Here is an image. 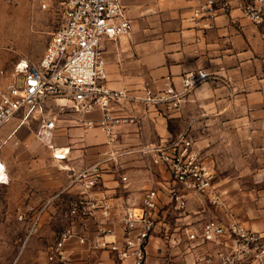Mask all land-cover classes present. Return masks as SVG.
Returning a JSON list of instances; mask_svg holds the SVG:
<instances>
[{
	"label": "crops",
	"instance_id": "1",
	"mask_svg": "<svg viewBox=\"0 0 264 264\" xmlns=\"http://www.w3.org/2000/svg\"><path fill=\"white\" fill-rule=\"evenodd\" d=\"M122 1L133 28L128 36L105 38L101 42L108 87L137 90L149 83L160 89L169 81L179 86L189 71L207 72L210 79L177 111L132 104L137 119L118 128L120 142L138 148L172 141L186 133L178 134L174 126L190 118L193 152L214 173L215 186L223 191L226 206L212 204L205 194L183 190L188 199V214L178 218L166 188L182 191V187L168 171L153 166L139 153L123 157L120 165H110L101 184L89 195L106 196L115 205L137 207L145 190L155 181L162 188L160 223L149 242L150 252L160 244L159 256L172 255L179 264H206L198 260L207 253L214 254L217 247H227L207 243L187 248L184 236L180 244L173 245L179 237L180 220L200 226L207 219L228 222L234 218L264 235V210L251 209L254 220L240 214L247 197L245 190H257V184L264 181V26L251 23L233 10L218 15L210 28L198 27L191 17L196 0ZM100 116V112H95L89 118L98 122ZM75 118L69 114L57 122L55 147H70L63 161L54 159L53 149L37 138L38 124L30 126L13 118L0 128V143L5 141L0 146V158L10 178L8 184L0 183V220L15 219L27 204L45 206L43 216L64 222L63 229L72 227L81 234L95 235L96 219L83 221L68 215L72 200L82 193L80 184L72 183L71 176L97 162L101 153L109 149L108 139L101 128H84ZM122 175L128 177L127 184ZM247 178L252 185L244 184ZM249 194L261 201L264 198L253 191ZM171 209L175 211L173 227L167 219ZM230 243L234 244H226ZM99 253L101 258L108 252ZM67 254L73 261L97 258V252L77 240L68 244ZM159 256L152 258L159 260Z\"/></svg>",
	"mask_w": 264,
	"mask_h": 264
},
{
	"label": "built area",
	"instance_id": "2",
	"mask_svg": "<svg viewBox=\"0 0 264 264\" xmlns=\"http://www.w3.org/2000/svg\"><path fill=\"white\" fill-rule=\"evenodd\" d=\"M62 22L52 34L38 62L22 59L13 72L0 81V128L13 118L20 123L38 121L37 138L53 149L58 161L67 159L70 147L54 145L57 122L63 116L74 114L78 125L84 128H101L107 136L109 149L101 158L71 176L72 183H79L81 196L72 200L68 215L72 219H96L94 236L81 234L72 227L58 232L49 258L57 264H95L91 261H73L67 254V246L73 240L94 252L106 251L115 264H179L173 256L162 254L154 260L149 242L160 223L161 191L158 185L148 187L137 207L128 204L115 205L106 196L89 195L102 182L110 165H120L123 157L139 153L153 166L169 172L182 187L166 188L178 218L187 216V190L208 196L214 205L225 207L223 191L215 186V175L193 152V141L185 133L178 138L160 143L143 144L138 148L123 146L118 128L136 122L135 102L156 106L166 112L177 111L189 96L204 84L210 75L204 71H189L181 85L167 82L154 89L145 83L137 90L112 89L107 86V69L101 42L105 38L128 36L133 28L122 0H62ZM238 10L253 24L264 26V0H196L192 7V21L201 28H210L220 14ZM206 73L201 77V73ZM264 97V86L262 88ZM130 105V108L127 106ZM95 112L101 116L96 122L89 118ZM5 141H1L2 146ZM3 170L0 183L8 184L10 178L5 162L0 158ZM127 184L128 177L121 176ZM119 210V212H117ZM45 206L25 205L17 219L28 222L32 234L44 215ZM179 237L172 243L178 245L186 238L187 248L214 243L215 253H207L198 261L206 264H264V235L232 218L207 219L200 226L179 221ZM227 242L234 244L227 245ZM171 244V242L169 243ZM171 244V246H172ZM187 264V263H182ZM193 264H197L194 262Z\"/></svg>",
	"mask_w": 264,
	"mask_h": 264
},
{
	"label": "rangeland",
	"instance_id": "3",
	"mask_svg": "<svg viewBox=\"0 0 264 264\" xmlns=\"http://www.w3.org/2000/svg\"><path fill=\"white\" fill-rule=\"evenodd\" d=\"M62 7V0H0V81L13 72L20 60L28 59L35 63L40 60L52 34L60 27ZM17 119L21 122L20 117ZM189 121L190 118H187L174 127L178 134L185 131L193 141V126L189 125ZM34 123L38 124V121L33 120L29 125ZM244 184L249 186L252 182L247 178ZM257 186V190H245L247 197L240 209L244 219L254 220L251 209L264 210V198L261 201V198H253L254 195L249 194L253 191L257 196H264V181ZM170 212L167 219L173 227L175 211L171 209ZM63 227L64 222L42 216L39 225L30 234L28 222L20 221L17 217L0 220V264H57L50 260L49 255ZM159 246L155 247L153 253L150 252L153 257L160 255ZM101 255L97 252V258L86 261L115 264L108 253L100 258Z\"/></svg>",
	"mask_w": 264,
	"mask_h": 264
},
{
	"label": "snow or ice",
	"instance_id": "4",
	"mask_svg": "<svg viewBox=\"0 0 264 264\" xmlns=\"http://www.w3.org/2000/svg\"><path fill=\"white\" fill-rule=\"evenodd\" d=\"M3 170V165H0V172H2ZM0 179H2V177H0Z\"/></svg>",
	"mask_w": 264,
	"mask_h": 264
},
{
	"label": "clouds",
	"instance_id": "5",
	"mask_svg": "<svg viewBox=\"0 0 264 264\" xmlns=\"http://www.w3.org/2000/svg\"><path fill=\"white\" fill-rule=\"evenodd\" d=\"M200 75H201V77H204L206 75V73L202 72Z\"/></svg>",
	"mask_w": 264,
	"mask_h": 264
}]
</instances>
